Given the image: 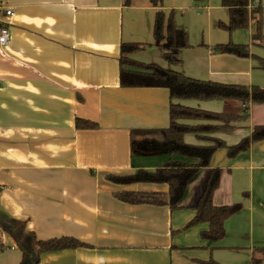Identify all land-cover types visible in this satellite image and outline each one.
I'll use <instances>...</instances> for the list:
<instances>
[{
    "label": "crops",
    "instance_id": "obj_1",
    "mask_svg": "<svg viewBox=\"0 0 264 264\" xmlns=\"http://www.w3.org/2000/svg\"><path fill=\"white\" fill-rule=\"evenodd\" d=\"M259 4L264 38V0H251L250 10ZM158 12H174L177 27L188 33L191 47L180 52L179 63L168 64L156 45ZM220 22H229L221 0L202 7L193 0H166L163 7L151 0H0V26L12 33L10 44L0 47V264H21V231L39 241L70 237L86 245L44 253L40 264H264V141L234 157L227 148L217 150L176 210L116 197L124 191L167 194V185L108 180L156 171L171 160L195 162L180 153L133 150V132L170 127L172 103L241 117L230 129L186 134L190 146H212L217 139L233 147L264 125V104L172 101L167 88L121 87V47L135 43L141 49L128 56L134 61L199 81L264 89L258 60L264 59V40L255 39L257 20L232 33L220 29ZM230 42L248 46L251 56L213 51ZM77 119L98 128L78 129ZM213 169L222 171L214 206H242L215 244L201 237L209 224L186 228ZM5 221L15 223L14 229Z\"/></svg>",
    "mask_w": 264,
    "mask_h": 264
},
{
    "label": "trees",
    "instance_id": "obj_2",
    "mask_svg": "<svg viewBox=\"0 0 264 264\" xmlns=\"http://www.w3.org/2000/svg\"><path fill=\"white\" fill-rule=\"evenodd\" d=\"M166 0H151L154 7H163ZM196 7H202L208 0H193ZM222 7L228 10L229 22L219 23L220 29L229 33L236 30H246L252 19L257 20L256 40L263 41L262 35V7L256 5L250 10L251 0H221ZM154 39L156 45L165 52V60L168 64H176L181 61L180 52L191 47L188 33L177 27L174 12L167 15L164 12L156 14L154 25ZM141 49L139 44H122L120 59V84L123 88H167L171 94V100H234L250 103L264 104V89L259 87L248 88L237 85H222L213 82H204L186 77L170 68L164 69L155 64H145L130 59L128 56ZM213 51L221 54H230L240 58L251 56L249 47L228 43L218 45ZM264 69V59H258ZM248 109L245 110L247 114ZM171 125L166 130L133 132L132 147L134 151L141 153L168 152L180 153L184 157L195 161L188 164L170 161L156 171L140 170L127 176H109L108 180L124 186L135 184H164L169 187L167 194L119 192L116 197L132 205H153L158 207H170L173 210L180 208L187 192L188 185L204 169L210 167V162L219 149H228L230 157H234L250 149L251 145L264 141V125L254 128L251 136L240 144L226 147L217 139H211L212 146H190L184 143L186 134L214 132L219 129L232 128V122L240 119L238 115L218 114L183 107L172 103L170 109ZM180 120H203L221 123V126H189L180 124ZM77 128L84 130L97 129L98 125L88 120L77 119ZM142 136L143 139H140ZM222 171L213 169L210 173L206 190L198 206L196 216L186 228L199 224H209V230L203 232L201 237L211 244L222 241L226 235L225 223L232 216L242 210L241 205L216 207L213 204L215 192L220 186ZM6 222V221H5ZM13 227L15 223H5ZM14 229V227H13ZM18 244L23 252L21 264H40V257L44 253L76 249L86 245L70 237L39 241L33 233L19 232ZM2 247V246H1ZM264 251V248L262 249ZM203 264H218L215 261ZM253 264H261L254 260Z\"/></svg>",
    "mask_w": 264,
    "mask_h": 264
},
{
    "label": "built area",
    "instance_id": "obj_3",
    "mask_svg": "<svg viewBox=\"0 0 264 264\" xmlns=\"http://www.w3.org/2000/svg\"><path fill=\"white\" fill-rule=\"evenodd\" d=\"M6 16H12L13 12L11 10L5 11ZM12 38L11 29L9 26H0V47H5L10 44ZM2 244L0 242V248Z\"/></svg>",
    "mask_w": 264,
    "mask_h": 264
}]
</instances>
